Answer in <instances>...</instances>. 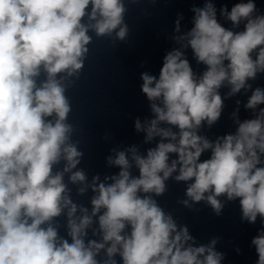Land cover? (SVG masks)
Returning a JSON list of instances; mask_svg holds the SVG:
<instances>
[{
	"label": "clouds",
	"instance_id": "clouds-1",
	"mask_svg": "<svg viewBox=\"0 0 264 264\" xmlns=\"http://www.w3.org/2000/svg\"><path fill=\"white\" fill-rule=\"evenodd\" d=\"M127 11L126 0H0V264H118L117 257L122 264H222L218 237L198 244L154 198L170 178L187 184L179 203L188 208L204 202L220 215L225 202L239 200L242 222L259 217L251 245L264 264V88L249 83L264 73V14L254 0L222 6L226 28L206 0L191 9L186 32L178 15V47L165 54L158 77L141 74L151 118H136L134 127L145 143L158 141L146 154L135 145L113 148L107 163L118 173L88 183L77 167L83 152L66 93L84 69L92 34L127 39ZM189 48L206 66L201 74ZM242 90H251L244 108L254 118L239 119L237 100L234 133L200 134L218 122L224 99ZM205 152L210 158L201 160ZM69 184L80 195L92 191L90 210L73 202Z\"/></svg>",
	"mask_w": 264,
	"mask_h": 264
}]
</instances>
